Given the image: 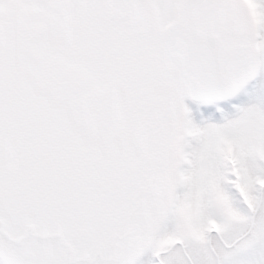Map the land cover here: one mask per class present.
Here are the masks:
<instances>
[{"label": "snow or ice", "instance_id": "1", "mask_svg": "<svg viewBox=\"0 0 264 264\" xmlns=\"http://www.w3.org/2000/svg\"><path fill=\"white\" fill-rule=\"evenodd\" d=\"M0 264H264V0H0Z\"/></svg>", "mask_w": 264, "mask_h": 264}]
</instances>
